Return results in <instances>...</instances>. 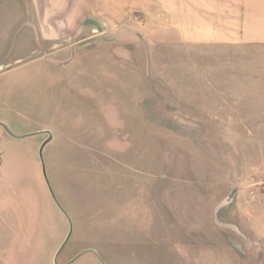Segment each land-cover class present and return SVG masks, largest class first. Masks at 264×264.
Masks as SVG:
<instances>
[{"label": "rangeland", "instance_id": "rangeland-1", "mask_svg": "<svg viewBox=\"0 0 264 264\" xmlns=\"http://www.w3.org/2000/svg\"><path fill=\"white\" fill-rule=\"evenodd\" d=\"M123 2L52 46L0 0V264H264L243 0Z\"/></svg>", "mask_w": 264, "mask_h": 264}, {"label": "crops", "instance_id": "crops-1", "mask_svg": "<svg viewBox=\"0 0 264 264\" xmlns=\"http://www.w3.org/2000/svg\"><path fill=\"white\" fill-rule=\"evenodd\" d=\"M123 4V0H31L29 25L40 32V39L57 46L61 39L75 40L82 25L76 22L77 15L119 14ZM242 8L243 43L264 45V0H243Z\"/></svg>", "mask_w": 264, "mask_h": 264}]
</instances>
